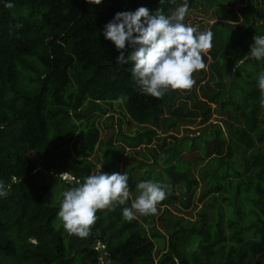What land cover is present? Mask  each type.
<instances>
[{"label":"trees","instance_id":"obj_1","mask_svg":"<svg viewBox=\"0 0 264 264\" xmlns=\"http://www.w3.org/2000/svg\"><path fill=\"white\" fill-rule=\"evenodd\" d=\"M184 3L0 0V181L8 190L0 197V264H264V106L257 86L264 59L250 54L254 37L264 35V0H187L188 25L193 15L216 9L211 61L193 74L190 90L160 99L139 91L133 63L118 64L120 51L104 36L117 12L144 6L171 15ZM131 51L129 45L126 58ZM215 113L227 119L211 120ZM199 118V128L180 135ZM62 158L74 179L47 172L60 170ZM125 160L131 198L141 181L166 186L157 214L125 220L130 199L98 210L88 237L69 235L57 215L63 191L99 165L102 173H119ZM48 178L58 185L49 200ZM201 181L195 219L173 212L177 203L183 213L197 207ZM162 242L158 252L167 249L156 259Z\"/></svg>","mask_w":264,"mask_h":264},{"label":"clouds","instance_id":"obj_2","mask_svg":"<svg viewBox=\"0 0 264 264\" xmlns=\"http://www.w3.org/2000/svg\"><path fill=\"white\" fill-rule=\"evenodd\" d=\"M88 2L98 5L101 0ZM160 3L163 4V0ZM5 7L11 9L14 5L6 3ZM188 10L187 0L171 15H165L162 8L151 13L147 7L141 6L135 11L117 12L114 19L106 24L105 38L120 51L118 64L133 63L131 76L142 94L160 99L169 91L190 90L195 84L193 74L206 67L203 56L213 46V33L185 24ZM129 45L132 51L126 58L124 50ZM250 54L256 60L264 59V35L254 37ZM242 63L243 59L238 60L235 68ZM257 86L261 106H264V71L258 75ZM70 175L64 172L60 176L67 179ZM165 187L158 181H141L136 186L137 195L131 198L126 173L100 171L63 191L58 220L69 235L86 238L97 220L98 210L126 205L130 199V207H124L122 212L125 220L130 222L136 219L137 214H157V205L166 198ZM7 195L8 190L0 181V197L6 198Z\"/></svg>","mask_w":264,"mask_h":264},{"label":"rangeland","instance_id":"obj_3","mask_svg":"<svg viewBox=\"0 0 264 264\" xmlns=\"http://www.w3.org/2000/svg\"><path fill=\"white\" fill-rule=\"evenodd\" d=\"M206 7H208V6H206ZM208 13H209V16L208 17H204V16H201V15H197V16H195V15H193V18L192 19H190L189 20V25H191V26H193V27H196L199 31H211V26H212V24L216 21V20H218V18L217 17H215V16H213L212 18H211V14H210V12L211 13H215V8H212V7H208ZM210 50V49H209ZM208 50V51H209ZM207 51V53H208V60H207V62L205 63V65H206V67H205V69L207 70L208 68H209V63H210V61H211V59H210V55H209V52ZM199 87L197 88V92L199 93ZM213 108H215V105H213ZM216 118H219V119H222V120H225V119H227V116L226 115H224V116H222V115H220L219 113H215L214 114V117L211 119V120H213V121H215L214 119H216ZM200 119L201 118H199V119H197V121H195V122H193V123H190V124H186V125H184V126H182L181 128H180V135H182L183 133H184V129L185 128H190V129H197V128H199V126H201V123H200ZM216 122V121H215ZM223 123V122H222ZM227 126L225 125V128H226ZM130 123H127L126 124V129L127 130H130ZM196 134H198V133H196ZM79 143H80V141H79V139H77L76 138V140L72 143V144H70L71 145V155H72V157H71V159L72 158H75V156H76V149H77V147H78V145H79ZM140 148V147H139ZM138 148V149H139ZM126 150H128V148L126 149ZM96 156V155H95ZM192 157V156H191ZM31 159L32 160H36L37 162L39 161L38 159H37V157H36V155H34V154H32V156H31ZM62 160H63V162L61 163L62 165H61V168H60V170H61V172H60V170L59 169H54V170H52L51 172L50 171H47L48 173H50V174H52V175H57V173L56 172H59L60 174H63L64 172H67V171H64V170H66L65 169V164L66 165H68L66 162L64 163V158H62ZM40 162V161H39ZM127 162V160H125V161H123L122 163H121V165H120V171H119V173L120 174H122V170H123V166H124V164ZM205 162L203 161L202 162V165L204 164ZM201 167V166H200ZM37 170H40V167L37 169ZM157 170H160V169H157ZM102 172V169H101V165H99L98 166V168L96 169V171H95V173H98V172ZM69 173V172H68ZM194 173L196 174V175H198V173H197V171H195L194 170ZM71 180V178L68 176V178H67V180ZM73 179H74V177H73ZM234 179H236V178H234ZM47 181L49 182V184L51 185V192H50V195H49V197L47 198V200H49V198H51V199H53V198H55L56 196H57V193H58V185H57V183L56 182H54V180H52V179H47ZM203 186H204V183L201 181L200 182V184L197 186V188H196V190H195V195H194V203L197 205V207L196 208H193V207H191L189 210H187L188 212H186V213H183V212H179V210L180 209H182V205L180 204V203H177L176 205H175V207H172V211L173 212H175V213H177V214H183L185 217H188V218H191L192 220H194L195 219V217H196V212H197V210L199 209V208H201L202 206H203V202H201V201H199V197H200V194H201V191H202V188H203ZM132 195V194H131ZM51 196V197H50ZM178 208H180V209H178ZM189 212H192V214H189ZM227 217H229V214L227 215ZM158 226H159V228H160V230L164 233V234H166V235H168L167 234V232L164 230V228H163V224L161 223V222H159L158 223ZM228 231V230H227ZM167 238H168V236H166ZM167 240V239H166ZM163 245H164V243L162 242L161 244H157L156 245V259H158L160 256H161V254L167 249V247H165L164 249L165 250H162L161 252H158V250L159 249H161V248H163ZM166 246H167V243H166ZM98 247H101L99 244H98Z\"/></svg>","mask_w":264,"mask_h":264},{"label":"built area","instance_id":"obj_4","mask_svg":"<svg viewBox=\"0 0 264 264\" xmlns=\"http://www.w3.org/2000/svg\"><path fill=\"white\" fill-rule=\"evenodd\" d=\"M99 245H100V244H99ZM100 246L102 247V245H100ZM97 248H99V247H98V244H97Z\"/></svg>","mask_w":264,"mask_h":264},{"label":"water","instance_id":"obj_5","mask_svg":"<svg viewBox=\"0 0 264 264\" xmlns=\"http://www.w3.org/2000/svg\"><path fill=\"white\" fill-rule=\"evenodd\" d=\"M70 177H71V175H70Z\"/></svg>","mask_w":264,"mask_h":264}]
</instances>
